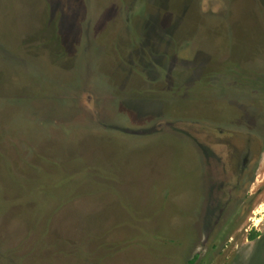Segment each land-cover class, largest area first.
I'll list each match as a JSON object with an SVG mask.
<instances>
[{"label": "rangeland", "instance_id": "obj_1", "mask_svg": "<svg viewBox=\"0 0 264 264\" xmlns=\"http://www.w3.org/2000/svg\"><path fill=\"white\" fill-rule=\"evenodd\" d=\"M0 264H264V0H0Z\"/></svg>", "mask_w": 264, "mask_h": 264}]
</instances>
